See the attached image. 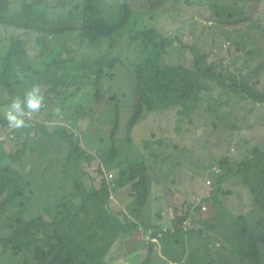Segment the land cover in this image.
<instances>
[{
	"label": "rangeland",
	"instance_id": "374dc122",
	"mask_svg": "<svg viewBox=\"0 0 264 264\" xmlns=\"http://www.w3.org/2000/svg\"><path fill=\"white\" fill-rule=\"evenodd\" d=\"M24 1L13 0V4L19 10ZM27 1L31 2L32 0ZM132 1L133 8L137 9L141 7L142 2L145 3L143 7L147 8L153 2L158 4L160 0ZM61 2L65 3L64 0H48L49 4L45 5L46 9L50 11L52 21L58 22L68 18L66 9L57 7ZM180 7L181 9H178L177 12L166 14L156 22L155 27L163 31L168 38L176 39L174 45H169L164 50L145 46L140 48V42L129 39L127 34L122 35L121 33L116 35L115 40H105L102 45L96 46L81 37L80 19L72 20L70 25L65 24L64 30H67L70 36L69 49L65 54L71 62H80L83 59L99 56H106L116 61L112 67L113 70H109V76L101 85L108 101L104 100L96 106L97 115L94 119L85 118L78 122H73L72 119L66 121L65 117L57 113L58 108L63 107L64 102H69L71 106H74L71 112H74L78 105L90 107L95 103L96 88L90 85L88 80H78L69 89L63 90L62 101H57L58 98H61L58 97L54 104L48 107L49 109L42 107L39 119L46 120L48 125L53 123L51 130L53 132L60 126H67L66 130L73 134L76 140L81 141L82 146L93 157V160L90 163L87 161H82L79 164L69 163L72 146L66 140L58 137L50 138L48 135H41L37 138L34 136L30 140L32 145L29 144V148L33 149L34 154L26 157V167L23 173L25 179L36 184L37 202L34 200V204L30 207H22L21 201L15 202L9 209L5 225L0 232L2 236H9L12 233L11 226L17 224L21 216L26 220H33L41 216L43 212L55 209L60 203H64V200H70L74 195H78L80 190L86 193L94 192L100 177L97 172L99 165L101 162H105L106 156L112 155L110 152L114 145L109 136L115 129L117 116L121 114L123 118H121L122 125L117 135V145L119 146L117 159L111 167H109V163L105 164L110 179L115 181L119 179L120 170L116 166L118 159L126 156V150L129 151L128 155H131L132 151H137L135 154L145 159L147 176L153 181V183L151 181L153 196L150 197V214L152 216L150 218L154 223L166 225L170 218L177 217L175 208H172L174 206H178L180 210L186 212L189 206L202 204L203 210H199L200 212L196 216V219L199 220L197 229L204 228L207 222L210 223L215 227L218 239L226 242L229 246L220 256L226 257L227 260L222 263L219 260L218 264H247V259L242 258L245 256L240 255L236 249L239 245L244 246L247 250L255 246L260 258L259 264H264V245L257 240L253 243L252 238L251 245L247 244L243 237L239 239L238 236L232 234L224 222V217H227L228 222L235 225L234 222L237 219L234 220L230 214L238 218L249 209V205L254 207L252 194L247 185L243 183V177L229 178L222 185L219 193V202L222 203V208L219 205L216 208L210 202L203 204L204 200L212 194V190L219 187L214 183L219 179L216 174H222L221 161L226 160L232 169H237L239 163L247 162L253 157L252 150L255 145L264 144V104L240 101L229 95L219 96L221 88L218 85L215 86L216 83L210 85L209 81H205L209 82L210 89L201 91L203 99L201 110H198L193 116H180L172 110L162 111L152 114L153 116L149 115L150 117L144 122L135 124L137 127L133 129V136L129 132L132 124L131 118L137 116L136 102H139L133 79L136 63H146L150 58H159L162 63L193 66L195 57L191 48L197 46L202 55L207 56L208 63L222 62L224 70L229 73L244 75L248 74L264 58V0H189ZM255 18L257 23L254 22ZM147 20L149 22L150 17ZM236 28L243 30L242 35L245 33L248 36L243 39L239 36L240 32L234 31ZM57 30H59V26H57ZM14 32L21 35L22 41L34 54L39 32L32 29H21L18 25L8 28L0 24V46L6 35L11 36ZM179 35L183 39V44L178 41ZM252 46L257 47L258 52L249 57V52L253 49ZM245 60L248 62L244 65ZM40 64L29 61L31 68L27 69V76L31 84L34 81H40ZM250 76L252 77H250L249 83L264 92V68L259 73ZM81 83H83L82 87ZM31 84L29 85L31 86ZM30 86H26L24 91L27 92L31 88ZM41 88L42 90L52 88L49 78H46ZM112 98L116 99L112 100ZM216 98H219V104L215 108L216 115H212L211 109L215 105ZM142 116H146V112L142 113ZM134 131L137 132L134 133ZM0 132L2 138L9 136H6V131L4 132L3 128L0 129ZM8 134H12V130ZM153 134L156 136L154 135V137ZM151 136L153 140L163 139L167 142L164 146H157L152 151L146 150L143 141ZM131 137L133 139L129 140ZM12 140L13 138L10 136V142ZM10 144L3 147L7 152L6 156L9 151L17 152L19 148L24 147L23 145L14 147L15 143L12 146ZM3 148L0 149L4 151ZM156 153L166 157V161L160 162L162 158L156 157ZM39 155L40 158H38ZM43 156H46L45 159ZM157 161L159 163H156ZM16 168L21 171L18 165ZM112 174L114 178L111 177ZM132 186L129 182L125 187L121 188L118 184L114 187L112 208L116 215L123 212L131 215L132 205L136 201L130 192ZM82 207V199L72 205V208L77 212ZM97 218V211L93 207H89L87 212L82 215L83 222L90 226L95 223ZM130 218L131 220L135 219L132 216ZM122 225L123 221L118 220V223L113 224L108 232L96 226L93 230L94 234L98 236L95 244L105 247L114 240L115 235H120ZM233 229H238V227L235 225ZM140 233L144 236L145 232L140 231ZM174 237L166 235L163 241L170 240V244L175 246L171 241ZM197 237L200 239L198 235ZM134 238L143 242L140 234L136 233ZM133 241L135 240L128 237L126 233L119 242L123 245V253H126L127 249L137 247ZM176 241H179V238ZM156 245H160L162 248V242H158ZM196 246H200L198 241ZM200 247H196L190 252H193L195 257H199L203 253L200 251ZM187 248L188 243H185L182 249L186 250ZM213 248L217 249L215 246ZM147 249V247L139 249L142 257L135 258V264L138 260L141 263L147 260L152 262L151 264H165L166 257L155 255V249L154 255H150V253L147 255ZM109 255L110 251L107 256ZM163 256L166 255L163 254ZM211 257L216 263L218 256L212 255ZM168 258L172 259V257ZM112 259L119 262L122 257L108 258L109 261ZM16 261L7 257L4 252L0 253V264H16ZM117 262L114 264H126L124 261Z\"/></svg>",
	"mask_w": 264,
	"mask_h": 264
},
{
	"label": "trees",
	"instance_id": "16d2710c",
	"mask_svg": "<svg viewBox=\"0 0 264 264\" xmlns=\"http://www.w3.org/2000/svg\"><path fill=\"white\" fill-rule=\"evenodd\" d=\"M186 1L189 0H160L158 4L153 2L154 4L151 3L147 8L143 7L145 3L142 2L140 8L134 9L132 0H64L65 3L61 2L57 7L66 9L68 18L55 22L51 20L50 11L45 7L49 4L48 0H32L31 2L25 0L21 3L19 10L14 6L13 0H0V24L2 26L10 28L18 25L21 29H32L39 32L34 54L22 41L21 35L15 32L11 36L6 35L0 46V129L3 128L6 136L9 135L2 138L0 132V148L7 146L8 143H15L14 147L24 146L17 152L9 151L7 156L5 149L3 148L4 151L0 149V232L5 225L9 209L15 202L21 201L22 207H30L34 204V200L37 202L36 184L25 179L23 173L26 167V157L34 154L33 149L29 148V144L32 145L30 140L34 136L37 138L41 135H48L50 138L58 137L66 140L72 146L69 163L79 164L82 161L90 163L93 160V157L82 146L81 141L76 140L74 135L66 130L67 126H60L55 132L51 131L54 124L48 125L46 120H40L41 111L37 116L31 117L28 122L29 126L26 128L13 130L7 126L4 114L8 105L15 98L23 99L26 93L24 88L31 84L27 76V69L31 68L29 61L41 63L40 81H34L30 87L34 84L42 87L46 78H49V83L52 84L51 89L42 90L45 96L43 109L53 105L58 97L61 98L57 101H62L63 90L69 89L74 82L88 80L90 85L96 88L95 103L90 107L78 105L75 111L71 112L74 106H71L69 102H64L63 107L58 108L57 113L65 117L66 121L72 119L73 122H78L85 118L94 119L97 115L96 106L104 100L108 101L101 85L109 76V70H113L112 67L116 61L106 56H99L83 59L80 62H71L65 54L69 49L68 42L70 41L68 31L64 30L65 24L70 25L72 20L80 19L81 37L96 46L102 45L105 40H115L116 35L121 33L122 35L127 34L129 39L140 42V48L145 46L164 50L167 46L174 45L176 39L168 38L163 31L155 27L156 22L166 14L177 12L181 9L180 5H184ZM148 17H150L149 22ZM254 22L257 23L256 18ZM234 31L240 32L239 36L243 39L248 36L245 33L242 35V29L236 28ZM178 41L183 44L180 35ZM252 48L249 57L258 52L257 47L252 46ZM191 51L195 57L193 66L162 63L159 58H150L146 63L134 65V88L139 102H136L137 116L131 118L132 124L129 131L131 136H133V129L137 127L135 124L146 121L149 115L153 116L152 114L172 110L180 116H193L201 110L203 100L201 91L210 89L209 82L210 85L216 83L214 85L221 88L219 96L229 95L240 101L264 104V92L249 83L252 77L250 75L257 74L264 68V58L248 74L242 75L224 70L222 62L208 63L207 56L202 55L197 46L191 48ZM247 62L248 60H245L244 65ZM82 85L83 83L80 84L81 87ZM115 99L112 98V100ZM215 100V105L211 109L212 115H216L215 108L219 104V98ZM144 112L146 116H142ZM121 118L123 117L119 114L116 118L115 129L109 136L114 145L110 152L112 155L106 156L105 162L99 165L97 172L100 177L94 192L86 193L80 190L78 195H74L70 200H64L65 202L60 203L55 209H49L33 220H26L21 216L17 224L11 226L12 233L9 236L0 234V253L4 252L7 257L17 260L16 264H105L112 244L109 243L105 247L95 244L98 236L93 230L96 226L108 232L113 224L118 223V220L135 230L141 227L149 228L156 224L150 214V197L153 196V191L152 180L147 176L145 159L136 155L137 151H132L133 153L128 155L129 151L126 150V156L118 159L116 168L120 170V177L115 182L110 179L105 168L106 163H109L111 167L117 159L119 147L117 135L122 125ZM10 130L17 133L12 142H10L11 134H8ZM132 139V137L129 138V140ZM143 142L146 150L152 151L157 146H164L167 140H153L151 136ZM252 155L253 157L247 162L239 163L237 169H232L228 161H221L222 174H216L219 179L214 183L219 187L216 190L213 189L212 194L203 203L210 202L214 207L217 208L219 205L222 208V203L219 202L222 185L229 178L243 177V183L247 185L252 194L254 207L249 205V209L238 218L230 214L234 220L237 219L234 224L238 229H233L235 225L229 223L227 217H224V222L232 234L238 236L239 239L243 237L249 245L252 239L253 243L257 240L264 244V144L255 145ZM45 157L43 156L44 159ZM156 157L162 158L160 162L166 161V157H162V154L156 153ZM48 159L51 160V158ZM16 165L21 171L17 170ZM41 165L43 166V162ZM129 182L133 185L130 188L132 198L136 200L133 203L134 208L131 215L122 213L116 215L112 208L114 183L122 188ZM79 199H82L83 207L77 212L72 205ZM89 207H93L98 214V218L91 226L82 219V215ZM202 207V204L199 206L194 204L189 206L186 212L180 210L178 206L172 207L175 208L177 217L170 218L167 225L176 230L175 233H171L174 235H169L175 236L171 240L175 246L170 244V240L165 242V251L168 255L166 264H218L219 260L221 263L227 260L226 257H218L215 263L211 257L212 255L221 256L229 247L226 242L218 239L215 227L205 222L204 228L197 229L199 220L196 216L199 210H203ZM129 216L135 219L131 220ZM177 238L179 241H176ZM134 240L133 243L141 247V243L137 242L138 239L134 238ZM197 241L201 247L196 246ZM185 243H188L186 250L182 249ZM218 243L221 244L219 250L213 248ZM196 247H200V251L203 252L199 257H195L196 255L190 252ZM154 249L155 246L150 247V250L147 249V255L149 253L154 255ZM236 249L240 255L245 256L242 258L247 259V264L260 263L257 250L255 252L252 249L247 250L242 245ZM151 263L146 261L144 264Z\"/></svg>",
	"mask_w": 264,
	"mask_h": 264
},
{
	"label": "clouds",
	"instance_id": "9594fccd",
	"mask_svg": "<svg viewBox=\"0 0 264 264\" xmlns=\"http://www.w3.org/2000/svg\"><path fill=\"white\" fill-rule=\"evenodd\" d=\"M45 101V96L43 94L42 88L39 84H34L24 95L23 99L15 98L7 107V111L4 114V119L7 121V126L10 129L17 130L21 128H26L29 126L28 122L32 116H37L40 109L43 107ZM38 111V113H36ZM17 135L16 132H12L11 137L14 138ZM113 175V174H112ZM111 175V177H112ZM114 178V175L113 177ZM115 182V180H112ZM114 186H117V183H114ZM132 208L133 205H132ZM124 224V223H123ZM125 225V224H124ZM126 226V225H125ZM143 228V227H141ZM146 228V227H144ZM164 228H172L170 225H153L149 228H146L145 233V242L146 247L150 250V247H154L155 243L163 241L166 235H174L171 233L166 234L163 238L158 237L159 231ZM175 230V228H173ZM176 231V230H175ZM149 234H153V240L148 241L147 238ZM264 245L263 243H261ZM217 250L221 249V244L218 243L216 246ZM252 250H257V248L251 247ZM220 257V256H218ZM147 261V260H146ZM145 261V262H146Z\"/></svg>",
	"mask_w": 264,
	"mask_h": 264
},
{
	"label": "crops",
	"instance_id": "0c3cea01",
	"mask_svg": "<svg viewBox=\"0 0 264 264\" xmlns=\"http://www.w3.org/2000/svg\"><path fill=\"white\" fill-rule=\"evenodd\" d=\"M122 214H126V213L123 212ZM145 230H146V228H144V227L140 228L138 230H135L134 228L125 226L123 224L120 235L119 234L115 235L114 240H112L110 242V243H113V244L111 246L110 255L106 256V262L107 263H105V264H114L115 262H117L116 259H112L110 261L108 260L109 257H113V256H115V258L122 257V260L119 261V262H123L124 261L126 264H135L134 259L137 258V257H142V253L139 252V249L142 250V247L145 248L147 246L146 242H145V234L143 236L140 233V231H145ZM126 233L128 234V237H131L132 239H134V236L136 235V233L138 235L141 234V236L143 238V242L142 241L140 242V240H138L137 242H138V244L141 243L142 246L141 247H135L132 250L131 249H127L126 253H123V251H122L123 245H121L119 242H120L121 239L124 238ZM161 242H162V248H160V245H156V243L154 244L155 250H156V254L155 255H158L159 257H167L168 255H167V253H165V247H166L165 242H168V240L161 241ZM163 254H165L166 256H163ZM166 260H167V258H165V264H166ZM119 262H117V263H119ZM144 263H141L138 260V262L136 264H144Z\"/></svg>",
	"mask_w": 264,
	"mask_h": 264
},
{
	"label": "built area",
	"instance_id": "2783aa9c",
	"mask_svg": "<svg viewBox=\"0 0 264 264\" xmlns=\"http://www.w3.org/2000/svg\"><path fill=\"white\" fill-rule=\"evenodd\" d=\"M112 177H113V175H112ZM189 225H191V223H189ZM168 229H170V228H164V229H162L161 231H159V233H158V237H159V238H163V237H164L166 234H168V233H175V230H174V229H172V230H170V231H169ZM147 240H148V241H152V240H153V234H149Z\"/></svg>",
	"mask_w": 264,
	"mask_h": 264
}]
</instances>
